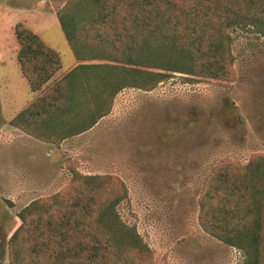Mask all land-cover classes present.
Returning a JSON list of instances; mask_svg holds the SVG:
<instances>
[{
  "label": "trees",
  "instance_id": "1",
  "mask_svg": "<svg viewBox=\"0 0 264 264\" xmlns=\"http://www.w3.org/2000/svg\"><path fill=\"white\" fill-rule=\"evenodd\" d=\"M55 17L76 63L56 77L59 53L17 22V61L37 94L10 120L53 144L89 129L123 88L151 89L174 72L227 79L230 29L264 37V0H66ZM219 166L207 174L199 224L240 249L242 264H262L264 155ZM72 173L66 187L17 213L9 264H152L142 237L116 210L122 181Z\"/></svg>",
  "mask_w": 264,
  "mask_h": 264
},
{
  "label": "rangeland",
  "instance_id": "2",
  "mask_svg": "<svg viewBox=\"0 0 264 264\" xmlns=\"http://www.w3.org/2000/svg\"><path fill=\"white\" fill-rule=\"evenodd\" d=\"M65 1L59 0L58 9ZM23 20L60 53L56 77L71 67L72 54L44 0H0V120L34 96L12 51V41L17 47L12 25ZM229 34L227 79L174 72L151 89L126 87L89 129L59 144L41 140L45 145L37 167L24 168L26 185L12 192L0 189V202L12 203L2 196L13 200L7 229L14 230L17 213L32 200L66 187L73 171L110 174L126 187L116 205L119 217L135 227L152 264H242L240 249L215 239L199 224V199L210 169L264 155V37L249 27L232 28ZM14 81L19 84L15 99L4 89V83ZM7 241L0 242V264L10 262Z\"/></svg>",
  "mask_w": 264,
  "mask_h": 264
},
{
  "label": "crops",
  "instance_id": "3",
  "mask_svg": "<svg viewBox=\"0 0 264 264\" xmlns=\"http://www.w3.org/2000/svg\"><path fill=\"white\" fill-rule=\"evenodd\" d=\"M44 4H45L46 10L49 11L54 16V18L58 24V21L55 17V11L58 9L59 0H44ZM18 22L23 23L27 28H29L26 25L27 24L26 20L18 21ZM16 23L14 22L12 25L13 35H14V25ZM58 26H59V24H58ZM31 31H33V30H31ZM3 37H4V34L2 32V33H0V40L4 39ZM63 37H64V35H63ZM41 38L46 45L55 49L50 43L45 41V39L43 37H41ZM16 42H17V40H16ZM65 42H66V40H65ZM11 44H12V51L15 50V52H16L15 56H16V61H17V51L19 49V44L17 42V47H16V44L14 43V41H12ZM66 44H67V42H66ZM68 48H69V46H68ZM69 50H70V48H69ZM70 52H71V50H70ZM2 53L3 52H1V54ZM71 54H72V52H71ZM59 55H60V53H59ZM3 59H4V56L0 55V63H3V61H2ZM60 61H61V66H62L61 55H60ZM75 63L76 62H75L74 56L72 54L71 67H69L67 70L72 68L75 65ZM17 67L19 68L20 73H21L22 77L25 79L27 85L29 86L26 78L22 74V71L20 69L18 61H17ZM5 68L9 69L8 67H5ZM10 69L12 70V74H14V77H15V68L13 67V63L11 65ZM17 85H19V84L18 83L15 84V81L11 82V84H9V83L5 84L4 83L5 91L10 92V94L12 96H14V99L16 98V95H17L14 92L15 87ZM29 89H30V86H29ZM30 91H32V90L30 89ZM33 93H34V96L37 94V92H33ZM34 96H33V98H34ZM30 101L25 103L20 109H18L17 112H14V114H12L10 117H7L3 120H0V189H4L5 192L11 191L14 189H20L26 185V184L24 185V183L26 181H28L29 179L27 178L28 176L25 175L26 171L24 168H26L28 166L33 167V168L37 167V163L40 162L39 158L42 155V152L39 151L40 146L42 147L45 145V142H42L41 140L36 139V138L28 135L24 131H22L19 128L10 124V120L12 119V117H14L20 110H22ZM0 109H1V105H0ZM5 143H6L5 146H6V150H7L6 152H4L2 150L4 148L3 145ZM32 148L35 149V152L32 150ZM50 152H52V150ZM19 168H21L22 171H19ZM11 192H8V193H11ZM2 197L4 199H6L7 201H11L12 203H10V202L5 203V201L0 202V205H1V207H0V221H2V223L0 224V242L2 239H4L6 241L9 237V235L11 234V231L7 229L8 227L5 223V221H8L9 220L8 217L10 215L12 216L14 214V208L12 205L13 200L8 198L7 196H2ZM4 227H5V229H4ZM4 230H6V231H4ZM2 252H3V250H2Z\"/></svg>",
  "mask_w": 264,
  "mask_h": 264
}]
</instances>
